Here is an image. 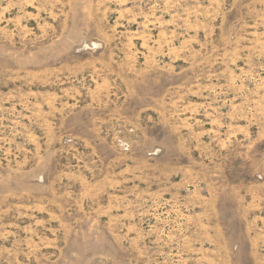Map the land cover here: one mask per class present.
Segmentation results:
<instances>
[{
  "label": "rangeland",
  "instance_id": "obj_1",
  "mask_svg": "<svg viewBox=\"0 0 264 264\" xmlns=\"http://www.w3.org/2000/svg\"><path fill=\"white\" fill-rule=\"evenodd\" d=\"M0 264H264V0H0Z\"/></svg>",
  "mask_w": 264,
  "mask_h": 264
}]
</instances>
